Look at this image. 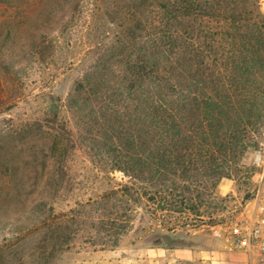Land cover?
<instances>
[{"label": "trees", "instance_id": "16d2710c", "mask_svg": "<svg viewBox=\"0 0 264 264\" xmlns=\"http://www.w3.org/2000/svg\"><path fill=\"white\" fill-rule=\"evenodd\" d=\"M0 1L14 4L18 20L31 13L21 3L27 0ZM121 1L109 10L116 17L111 22L118 21L115 38L92 48L94 58L65 101H51V108L87 117L92 156L104 154L111 171L123 172L133 185L142 180L148 202L194 210L212 195L210 186L240 173L244 153L255 144L251 133L262 121L257 98H264L257 82L264 67H256L264 65L260 1ZM1 85L0 77L4 92ZM6 94L1 98H11ZM2 112L0 106V221L11 219L15 206L14 216L26 224L3 235L0 264H54L87 222L76 208L55 207L69 184L66 158L76 142L64 126L15 124ZM118 194L111 188L76 200L82 209L99 210L97 219L89 217L93 235L117 233L130 222L128 201Z\"/></svg>", "mask_w": 264, "mask_h": 264}, {"label": "rangeland", "instance_id": "374dc122", "mask_svg": "<svg viewBox=\"0 0 264 264\" xmlns=\"http://www.w3.org/2000/svg\"><path fill=\"white\" fill-rule=\"evenodd\" d=\"M259 1L264 13V0ZM77 2L80 9L74 10ZM115 2L22 1L23 7H28L31 13L21 21L14 4L0 1V77L4 89V92L0 90L2 116L13 118L15 124L39 121L51 128L64 126L77 146L66 158L65 179L69 180V184L55 207L58 212L76 208L87 222L80 226L75 245L60 255L54 264H151V259L157 257V251L151 250L156 248L157 242L163 247H186L199 244L201 240L231 238L230 221L239 215L258 187L257 174L261 169L253 165V158L257 150L264 153V98H257L262 105L258 111L262 121L257 131L251 133L255 144L244 153L239 163L240 173L223 177L216 187L210 186L212 195L207 193L206 203L200 206L194 203V210L188 205L163 208L158 205V200L148 202L144 193L146 184L142 180L133 185L130 177L123 172L111 171L110 160L104 154L97 159L92 156L85 133L87 117L51 108V101L55 105L65 101L74 82L94 58L92 48H103L115 38L119 30L118 21L111 22L116 17L109 11ZM13 61L18 66L15 70ZM262 62L264 64V58ZM259 66L264 67L261 63L256 67ZM260 74L257 82L262 85L260 92L264 97V68ZM2 93L6 97V93L11 94V98H1ZM111 188H119L120 194L116 197L123 195L122 198L128 201L124 212L130 222L117 233L101 229L93 235L96 225L89 217L97 219L99 210L92 208L94 206L82 209L75 202L95 198ZM126 189L130 190V194L135 193L134 197L130 199ZM133 199L136 201L133 202ZM15 209L14 206L11 219L0 221V228L11 227L6 233L0 231V242L4 241V234L25 227L23 216H14ZM180 209L182 211L179 212ZM200 228L203 230H198ZM8 230L11 232L8 233Z\"/></svg>", "mask_w": 264, "mask_h": 264}, {"label": "built area", "instance_id": "2783aa9c", "mask_svg": "<svg viewBox=\"0 0 264 264\" xmlns=\"http://www.w3.org/2000/svg\"><path fill=\"white\" fill-rule=\"evenodd\" d=\"M253 165L261 169L257 174V190L230 221L229 232L234 248L247 254L249 264H264V153L261 150L255 151Z\"/></svg>", "mask_w": 264, "mask_h": 264}, {"label": "crops", "instance_id": "0c3cea01", "mask_svg": "<svg viewBox=\"0 0 264 264\" xmlns=\"http://www.w3.org/2000/svg\"><path fill=\"white\" fill-rule=\"evenodd\" d=\"M151 250L157 251L151 264H249L247 254L234 248L232 238L201 240L186 247L157 245Z\"/></svg>", "mask_w": 264, "mask_h": 264}]
</instances>
